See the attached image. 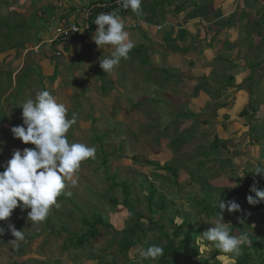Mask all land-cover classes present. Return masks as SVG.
I'll return each instance as SVG.
<instances>
[{
    "label": "rangeland",
    "instance_id": "obj_1",
    "mask_svg": "<svg viewBox=\"0 0 264 264\" xmlns=\"http://www.w3.org/2000/svg\"><path fill=\"white\" fill-rule=\"evenodd\" d=\"M39 2L40 0H0V172L4 171L16 150L35 147L23 144L11 132L12 127L23 124L22 104L28 98L34 99L35 93L40 90H47L53 95L49 83L52 79L48 78L50 76L36 73L38 69L31 67L32 64L36 65L38 55L32 51L28 54L25 50L24 52L18 50L26 49L27 43L35 46L37 44L35 42L37 38L32 37L34 34L32 29L39 31L41 23H44L40 19ZM260 68L256 70H261L257 72V77L255 79L254 75L251 77L249 86L248 82L241 86L244 89L249 87V91L246 92L248 102L242 105L241 110L236 113L229 112L226 117V121L231 118L232 121L241 122L238 126L240 128L237 127L238 134L235 133L233 136V140L237 141L238 135L240 146H237V151L229 150L230 146L224 150H213L212 142L217 136L212 129L209 131L206 128L207 134L202 131L201 129H205L204 126H201V129L197 125L189 126L190 130L181 132L180 126L176 125L178 116L173 114L180 108L172 106L178 96L177 93H167L169 96L161 94L165 91L153 93L159 95V98L162 96L158 105L150 99L144 103L142 100L137 109L142 112L144 118L137 125H120L108 122L102 117L99 119L100 114L95 112L97 109L91 107V103L95 102L93 99L86 105L83 101L80 102L83 106L77 114L80 118L95 112L94 115L99 120L93 124L85 122V118L82 119V124L80 120H76L66 133V137L69 143L79 142L95 147V157L82 162L75 174L78 177L77 184L72 186L66 183L64 193H71L64 194L68 200L58 197V206L50 209L43 222L33 225L28 220L30 209H23L22 202L21 207L16 208L11 217L0 221V229H3L0 233V264H96L99 260L114 264H158L159 257L155 260H144L140 255L150 246L162 248L166 244L165 240L160 238L158 229L154 227L152 230L148 229L149 223L164 226L165 231L172 235L171 219H174L176 226H180L184 219H187L191 229L201 230L199 237H202L205 231L213 227L212 221L215 216L208 218L202 213L194 201L198 199H207L214 205L219 204L220 200L225 203L235 201L241 210L253 214L256 205H249L247 202L249 195L245 191L248 189L250 176L252 174L256 178L260 176L253 173L254 167L256 165L264 167L263 65ZM26 73L29 75L24 83L22 80ZM17 84L26 85L21 88L20 94L17 92L19 88L16 90ZM88 96H91V93ZM60 103L66 105L67 118L72 119L76 112L71 113L74 108L68 106V102ZM247 103H250L248 107ZM78 105L77 102L72 103L73 107ZM244 111H249L248 115L239 116V113ZM247 117L255 123L253 125L248 123ZM257 121L259 123H256ZM104 134L109 136L107 135L106 141L100 144L99 141L102 140L97 141L95 136L99 135L98 138H101ZM219 140H217L219 143L224 142L221 137ZM198 142L204 143L197 148ZM105 158L106 165L103 163ZM164 166L176 169L177 177L164 170L162 168ZM111 176H116L118 183L128 184L129 202L135 212L124 206L121 188L113 193L109 191L107 178ZM262 176L259 182L260 190H264V174ZM150 185L156 188L158 198L162 197L170 203L168 210H161L155 205L151 206L153 212L149 210ZM110 196L118 200V206L110 203ZM94 213L101 214L105 222L111 226L110 236L106 234V230L101 229L97 243L87 244L80 250L63 252L62 246L68 237L75 232L78 234L85 232L80 224L82 217H90ZM235 219L234 213L224 214V222L230 224V227L235 225ZM137 223L141 225L137 236L132 240L138 241V244L129 252V261H126L120 256L117 243L110 248L108 245L113 240L117 242L121 238L119 233L129 232ZM237 225H242V222H238ZM11 227L24 233V239L18 248L10 243L15 239ZM247 230L250 239L259 246L264 245V238L257 233L258 227L255 223L248 229L235 230L234 235L240 236L241 231ZM198 244L200 257L206 258L210 263L217 260L216 248L209 246L210 242L200 240ZM242 246L246 247L244 244ZM248 254L250 252L240 249L239 255L235 257ZM224 261L226 264L234 263L230 262L229 258Z\"/></svg>",
    "mask_w": 264,
    "mask_h": 264
},
{
    "label": "crops",
    "instance_id": "obj_2",
    "mask_svg": "<svg viewBox=\"0 0 264 264\" xmlns=\"http://www.w3.org/2000/svg\"><path fill=\"white\" fill-rule=\"evenodd\" d=\"M99 1L111 3L109 0L39 2V17L44 23L39 31L32 29L37 44L27 43L26 49L18 50L38 55L36 65L31 67L39 70L36 73L50 76L53 96L59 102H68L80 123L85 118V122L93 124L102 117L111 123L137 125L144 118L137 109L142 100L144 103L150 99L158 105L162 96L153 93L165 91L161 94L168 96L167 93H177L172 106L180 108L173 114L178 116L176 125L181 132L190 130L189 126H204L205 129H200L206 134V128L214 130L217 136L214 141L220 137L224 141H217L219 147L215 151L228 146L229 150L237 151L238 135L237 141L233 136L238 134L241 122L231 118L226 121V117L248 102L246 92L251 77H257L261 70H256L261 65L264 69V0H142L141 16L131 10L118 13L134 47L129 59L122 60L111 75L99 64L110 52L98 48L92 39L98 27L94 23L96 17L106 12L99 9L91 17L86 15V8ZM64 21L83 27L89 24L94 30L88 38L73 39L64 50V45L55 38V30ZM28 75L25 74L24 83ZM246 82L249 84L244 89L241 86ZM92 99L95 102L91 107L97 109L93 111L100 114L99 119L95 112L80 118L77 115L83 107L80 102L86 105ZM73 102L79 105L73 107ZM246 120L255 123L248 117ZM203 143L198 142L197 148Z\"/></svg>",
    "mask_w": 264,
    "mask_h": 264
},
{
    "label": "clouds",
    "instance_id": "obj_3",
    "mask_svg": "<svg viewBox=\"0 0 264 264\" xmlns=\"http://www.w3.org/2000/svg\"><path fill=\"white\" fill-rule=\"evenodd\" d=\"M125 10H131L136 16H141L142 0H117ZM97 29L92 37L98 48L110 52L103 56L99 64L101 69L111 75L122 60L129 59V53L134 47L129 40V33L125 30V23L117 11L99 14L95 21ZM69 44V43H67ZM65 46V45H64ZM23 124L11 128L14 137L23 144L34 145V148L16 150L7 162L3 172H0V221H5L13 211L21 207L30 209L28 220L33 224L43 222L50 209L58 206L57 198L64 193L66 183L75 186L76 177L82 162L95 157V147L84 143H69L66 133L76 123L75 114L72 119L67 118L68 109L47 90H40L35 97L28 98L21 106ZM254 174H264V167L256 165ZM247 202L255 206L264 201V190L252 186ZM229 214L240 211V205L235 201L225 203L220 200L219 211L212 221L213 227L205 231L200 240L210 242L224 256L217 259H228L232 254L233 260L239 255L241 246L247 241L246 234L240 236L230 232V224L224 222V212ZM3 229H0V233ZM15 237L10 243L19 247L24 239V233L11 227ZM158 246H150L140 253L142 259L155 260L162 254Z\"/></svg>",
    "mask_w": 264,
    "mask_h": 264
},
{
    "label": "trees",
    "instance_id": "obj_4",
    "mask_svg": "<svg viewBox=\"0 0 264 264\" xmlns=\"http://www.w3.org/2000/svg\"><path fill=\"white\" fill-rule=\"evenodd\" d=\"M111 3H114L117 0H109ZM102 1H99L98 3L101 4ZM93 5V4H92ZM121 13L125 14L127 10L123 9L120 5ZM117 9L115 4L110 7L109 9H103L106 13L114 12ZM99 10V9H98ZM94 30V26L90 25L89 32L86 34L85 37L81 38H88L90 35V32ZM60 44H62L60 42ZM63 45V44H62ZM67 46V44L65 45ZM65 46L63 47L64 50H66ZM260 66V65H259ZM24 82V80H22ZM17 84L16 90L18 94L21 93V88L23 87V84L20 85ZM3 93H1L2 95ZM18 96V95H17ZM249 111H244L241 113L240 116L248 115ZM109 134H104L101 136V138H98L99 135L95 136V139L97 141L102 140V142L99 141L100 144H102L106 139L108 138ZM103 137V138H102ZM217 140L214 141L213 146L214 149H218L219 145L217 144ZM218 145V146H217ZM104 165L107 163V159L105 158L103 161ZM153 165V164H152ZM151 165V166H152ZM164 170L169 171L173 174L174 177H177V171L173 167L167 168L166 166L162 167ZM263 178L262 175L259 176V178H256L253 174L250 176L249 183H248V189H246L245 193L247 195H255L250 191L252 186H256L258 189L259 182ZM107 182L109 184V191L111 193L117 191L118 189H122V197L124 200V206L132 210L133 212V205L129 202L130 200V189L126 182L118 183L116 180V176H111L107 178ZM60 199L68 200V198L62 194L59 196ZM157 199V200H156ZM110 203H112L113 206H118V200L110 196L109 197ZM148 201L150 203L149 210L153 212L154 209H152L151 206H156L160 208L161 210H168L170 208V203L168 201H165L162 197L158 198L157 190L153 185H150V195L148 196ZM196 205L201 209L202 213H205V215L208 218L214 217L216 213L219 211V204L214 205L208 202L207 199H198L194 200ZM228 213L227 210H225L224 214ZM234 215L236 217L235 219V225L230 227V232L234 235V231L238 229H248L252 225V223H255V225L258 227V234L261 238H264V201L260 202L258 205H256V209L253 212H247L244 210H240L238 212H234ZM254 216L257 218L255 219ZM238 222H242V225H237ZM80 224L82 225V229L85 230L84 233L78 234L77 232L73 233L72 236L68 237L66 241L64 242L62 246L63 252H68L69 250H80L83 249L87 244L92 245L97 243V241L100 238L101 229L106 230V234L110 236L112 233V228L110 225H108L103 216L99 213H94L90 217L83 216ZM140 223H137L135 226H133L129 232H123L119 233L121 235V238L116 240H113L110 242L108 247L114 246L116 243L119 247V254L120 256L126 260L128 259V254L131 249L137 246L138 241H133L137 236L138 230L140 228ZM171 226L173 228L172 235H169L167 231H165V227L159 225L158 223H149L148 229L152 230V228L158 229L159 235L161 239H164L166 244L161 248L162 254L159 256V263L158 264H226V261L223 259H217L216 261L209 262L206 258L200 257L199 249L200 244H198L197 237L201 235V230L193 228L191 229L189 221L187 219H184L182 224L180 226L174 225V219H171ZM240 234H246L248 239L247 243L245 242L244 245L246 247L241 246V249H243L244 252H250L247 256H242L239 258H236L233 260L232 256L230 254L228 255L229 261L234 262L232 264H264V245L259 246L257 242H254L252 239L249 238L248 230L241 231ZM178 242V243H177ZM250 243V245H248ZM248 245V247H247ZM216 253L218 256H224L226 254L220 253L216 249ZM256 256V258L254 257ZM20 264V263H15ZM98 264H114V263H104L101 260L98 261Z\"/></svg>",
    "mask_w": 264,
    "mask_h": 264
},
{
    "label": "built area",
    "instance_id": "obj_5",
    "mask_svg": "<svg viewBox=\"0 0 264 264\" xmlns=\"http://www.w3.org/2000/svg\"><path fill=\"white\" fill-rule=\"evenodd\" d=\"M115 4L118 13H120L121 8L120 4L115 1L114 3L109 4H99L95 3L93 5H90L86 8V15L87 17H91L92 14L98 10V9H109ZM109 13V12H108ZM90 25L87 24L86 26H81L73 22H63L56 30H55V38L61 42L63 45H66L67 43H70L73 39H76L78 37H85L86 34L89 32Z\"/></svg>",
    "mask_w": 264,
    "mask_h": 264
}]
</instances>
